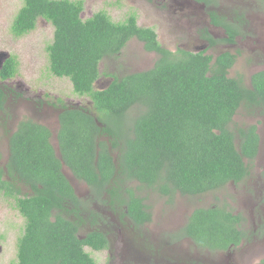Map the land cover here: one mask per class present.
Instances as JSON below:
<instances>
[{
    "label": "trees",
    "instance_id": "trees-1",
    "mask_svg": "<svg viewBox=\"0 0 264 264\" xmlns=\"http://www.w3.org/2000/svg\"><path fill=\"white\" fill-rule=\"evenodd\" d=\"M82 9L79 0H24L12 21L15 37L32 31L38 18L53 26L52 42L45 48L49 72L68 78L73 92L90 103L87 108L64 106L57 133L59 158L50 130L32 120L20 121L8 139L0 193L25 219L11 264H96L84 248L107 249L101 233L81 237L78 223L60 214L67 205L81 204L63 166L94 189L114 178L109 193L118 198L114 191L123 189L121 205L133 223L141 224L150 221V213L128 183L168 199L214 192L242 175V159L255 143L254 127L232 131L230 124L242 105L264 101V72L252 76L253 89H246L240 80L227 77L234 63L229 53L214 63L203 53H172L161 47L152 29L139 27L133 15L113 22L99 11L82 20ZM132 39L157 55L153 67L120 78L106 73L112 81L95 88L101 60L117 57ZM16 73L17 61L10 57L0 80ZM3 95L0 90L1 102ZM111 154L116 155L114 163ZM17 183L29 187L32 195L22 196ZM237 223L230 212L211 206L195 209L182 231L198 248L226 251L244 237Z\"/></svg>",
    "mask_w": 264,
    "mask_h": 264
},
{
    "label": "rangeland",
    "instance_id": "rangeland-1",
    "mask_svg": "<svg viewBox=\"0 0 264 264\" xmlns=\"http://www.w3.org/2000/svg\"><path fill=\"white\" fill-rule=\"evenodd\" d=\"M75 1V0H71ZM83 10L80 14L81 19L85 20L93 14L103 11L112 21L122 22L129 14H135L137 24L140 27H152L156 32L158 42L164 48L173 51L176 47L185 44V32L178 33L173 31L170 23H173L172 17L160 8L163 6L160 2L148 0H81ZM216 1V8L229 7L228 3H238L239 5L251 6V11L246 13L254 15L253 25L257 23V17L264 15V1L259 0H213ZM226 1V2H225ZM24 0H0V51L8 53L11 57H15L17 61V73L10 78L7 83L8 88L13 91L12 97L7 98V102L3 105L2 114H0V167L7 162V139L8 133L15 130L19 121L30 119L34 122L45 125L51 132L55 133L57 128L55 118V108L59 106L55 104L59 102L68 106L88 107L90 102L86 97H79L73 92L71 82L68 78H58L53 76L48 69L47 53L45 48L52 42L53 27L50 23L42 18L35 21V27L32 31L20 37L11 35L12 21L23 6ZM253 29V28H252ZM240 57L237 58L235 65L229 71L228 76L241 80L242 85L249 86L248 74L253 70V66H264V58L249 57L248 51H242ZM108 59V60H107ZM99 63L100 78L95 83V88H105L112 80L104 74L109 73L115 77H123L128 74L142 72L153 67L157 59V55L144 51L142 43L132 39L117 57L107 58ZM251 59V61H250ZM247 60L249 62H247ZM0 87L2 85L0 84ZM1 89V88H0ZM6 91V89H4ZM48 102L54 104V108L47 107ZM59 104V105H60ZM7 115L9 119L4 117ZM131 115L135 112L131 111ZM5 119V125L2 127ZM256 125L261 134L264 129V111H250L240 109L233 118L231 129L240 126ZM54 148L58 146L56 138L52 139ZM64 173L68 171L64 169ZM140 196H142L146 204L151 207L152 220L145 228L147 232L156 234L159 231L167 233L175 231L186 218L195 209L206 208L223 199L230 203L232 212L238 213L239 208L243 207L238 200L227 201L225 197L233 200L231 186H226L220 190L204 194L203 196H182L174 194L172 199L160 196L156 191L140 187L136 182L128 183ZM241 212V211H240ZM253 223H246L242 228L248 233L252 229ZM24 220L17 213L12 200H8L0 193V243L2 252L0 254V264H7L10 260L16 262V241L22 234ZM85 230L79 233L80 236ZM123 243V240H122ZM183 250L186 258L195 254L193 260L195 264H203V261L214 259V262H230L231 252L218 254L213 256L206 252L200 251L191 245L190 242H176L173 244ZM243 246L235 248L236 264H258L264 258V244L254 245L251 241L244 242ZM178 249V248H177ZM84 250L89 253L90 257L96 264H132L133 261H124L119 263L115 255L120 256L110 248L102 251H94L89 247ZM232 251V253H233ZM173 257V259H171ZM173 264L182 262L178 257L170 256ZM116 261V262H114ZM139 262V261H138ZM149 264H158L157 262H149Z\"/></svg>",
    "mask_w": 264,
    "mask_h": 264
},
{
    "label": "flooded vegetation",
    "instance_id": "flooded-vegetation-1",
    "mask_svg": "<svg viewBox=\"0 0 264 264\" xmlns=\"http://www.w3.org/2000/svg\"><path fill=\"white\" fill-rule=\"evenodd\" d=\"M151 1H161L160 4L163 6L160 9L165 10L166 13L172 17L173 23H170V27L173 28V31H177L181 34L185 32V44L176 47L173 51H171L172 53L176 52L177 49H181L191 53H203V55L212 58V63L215 62L218 56L229 53L234 58V63L227 69V77H229L228 73L235 65L237 58L242 54V52H239V50H247L250 58H252V55H255L254 58L257 59L261 57L264 58V15H262L261 17H257L259 18L257 20L258 22L253 25L252 20L255 19V16L246 13L249 10L251 11V6H244L239 5L238 3L232 4L227 2L229 7H226L223 10V8L221 7L216 8V1L213 0H209L208 3L197 2L194 0H148V2L150 3ZM131 15H133L136 19L135 14H129L125 18V20ZM145 28H150L154 31L152 27ZM231 31L235 32L233 38L229 37L228 32ZM10 33L11 35H13L12 32ZM154 33L156 34L155 31ZM149 53L155 54L154 52ZM10 57L11 56L8 53L0 51V70L3 66V63ZM247 62L249 61L247 60ZM260 72H264V66H253V70L249 71L248 74L249 86H242L246 89L252 90L253 88L251 85V78L252 76ZM110 79L112 80V77ZM233 79L239 80L238 77H235ZM9 80L10 78L0 80V84L2 85V87H0V90L4 94L2 97V102L0 101V114H2L1 111H3V105H5V103L7 102V98L12 97L11 93L13 91L11 90V87L9 89L7 86ZM4 89H6V91ZM55 104H57L59 107L55 108V118L57 125L55 133L51 132L50 130V141L52 146L53 138H56V142L58 144L57 133L59 130V116L64 110V106L66 108H77L76 106H68L64 105L63 103L60 104L59 102L57 103V101L55 102ZM53 105L54 104H52L51 102H48L47 107L54 108ZM240 109L248 110V113L250 111L257 110L264 111V101L262 100L259 104L251 103L249 105H242L237 110L233 118L237 115ZM4 117H7L8 119L10 118L7 115H4ZM2 121L3 127L5 125V119L2 118ZM250 127H254V148L252 147L251 154H249L248 157H244L242 159V162L244 164L242 175L239 176L236 180L229 181L226 185L231 186L233 200L229 197H225V199L230 202L236 200L238 204L239 201L242 205H244V208L238 206V213L232 212V210L230 209V203L224 201L223 199L220 202L219 200H216L215 204L208 206H218L221 210L228 211L233 216L238 218L236 229L238 231H242L244 237H242L240 243L237 246L231 247L226 251H209L207 249L198 248L191 240L189 235L186 234V231H182L191 214H189L185 222L181 224L175 231L167 233V230H165L163 233L159 231L156 234L150 233V231L147 232L145 228H147L148 224L151 223L152 211L151 207L146 204L144 198L140 196L138 192L134 190L135 194L142 199V203H144L148 207L146 211L150 213V221H146L141 224L133 223L132 220L127 216L126 205H121L119 197L121 200L126 199V196L121 191L123 189L114 191L118 194V198L116 196L112 197L111 193H109V190L112 189L110 181L114 180V178L112 180H109V182L103 186H99V184L96 185V188L94 189L90 186V184L88 185L87 183L77 179L65 166L62 167L61 171L68 179L75 197L78 199V201L81 202V204H79L76 208L72 205H67L66 210L60 214L63 216H67L71 220L78 223V234L82 231V229L85 230V233L82 235V237H84L85 234L94 231L101 233L106 238L108 243L107 249L105 250L108 251L110 248H112L114 255L115 252L119 254L120 256L118 257L115 255V258L119 263H122L124 261H133L132 264H149V262H157L158 264H173L171 262V259H173V257L169 261L168 259L170 256H174L181 259L182 262H179L180 264H195L196 260H198L195 258V254L189 255L191 256V258H186V255L184 254L181 247L179 248L178 246H176L175 249V246L173 245L176 242H190L191 245L196 249L213 256L231 252L230 254L232 255V258L230 262H214V259H210L203 261V264H236L237 259L233 251L235 248L243 246L242 244L248 241H251V243L254 245H258L261 243L264 244V129L260 134L257 126L253 124L236 128L246 130ZM15 130L8 133V138L12 133H14ZM102 139L104 138L102 137L101 140ZM237 139L238 136H236V143ZM56 149L59 153L58 146L54 148L55 153ZM111 155L113 157L114 163L116 155ZM8 156L9 151L7 146V157ZM59 156L60 154H58L57 157L59 158ZM4 166L3 170L6 172ZM64 169L68 171V174L64 173ZM125 186V184L122 185L123 188H125ZM17 187V189L20 190L19 192L22 196L32 195V191L29 187L18 183ZM140 187L147 188L144 185H140ZM16 211L19 216L23 218L18 210ZM23 220L25 219L23 218ZM251 222L253 223L252 229L249 230L248 233H246L242 227L246 223ZM1 241L2 238H0V243ZM1 252L2 247L0 245V254ZM193 260H195V262H192ZM263 261L264 258L261 259L258 264H261ZM11 263L14 262L10 260L7 264Z\"/></svg>",
    "mask_w": 264,
    "mask_h": 264
},
{
    "label": "water",
    "instance_id": "water-1",
    "mask_svg": "<svg viewBox=\"0 0 264 264\" xmlns=\"http://www.w3.org/2000/svg\"><path fill=\"white\" fill-rule=\"evenodd\" d=\"M58 154H59V153H58V150L56 149V155L58 156Z\"/></svg>",
    "mask_w": 264,
    "mask_h": 264
}]
</instances>
